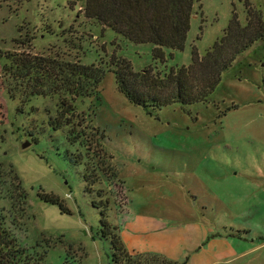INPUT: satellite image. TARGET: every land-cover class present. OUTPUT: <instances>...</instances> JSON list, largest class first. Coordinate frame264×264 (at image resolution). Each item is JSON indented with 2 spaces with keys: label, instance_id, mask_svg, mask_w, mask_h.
I'll list each match as a JSON object with an SVG mask.
<instances>
[{
  "label": "rangeland",
  "instance_id": "rangeland-1",
  "mask_svg": "<svg viewBox=\"0 0 264 264\" xmlns=\"http://www.w3.org/2000/svg\"><path fill=\"white\" fill-rule=\"evenodd\" d=\"M85 2L0 0V217L10 236L42 264H112V233L130 252L182 264H264V33L203 101L133 102L115 64L189 65L194 46L203 57L235 16L264 24V0H196L186 47L165 64L153 43L87 18ZM16 49L102 65L99 96L74 101L70 124L58 96H11L2 75Z\"/></svg>",
  "mask_w": 264,
  "mask_h": 264
},
{
  "label": "trees",
  "instance_id": "trees-1",
  "mask_svg": "<svg viewBox=\"0 0 264 264\" xmlns=\"http://www.w3.org/2000/svg\"><path fill=\"white\" fill-rule=\"evenodd\" d=\"M195 1L86 0L83 9L87 18L113 29L133 42L153 43L155 61L165 64L173 51L184 50L186 47ZM249 10L250 13L254 12L251 6ZM263 33L264 24L255 14L244 26L235 16L227 33L203 57L199 56L194 46L193 60L189 65L170 68L167 65L162 68L150 65L145 70L138 71L126 60L117 63L112 61V64L115 62L118 67L116 72L120 90L133 102L161 106L173 101H203L220 82L222 72L231 65L236 52L262 37ZM25 40L27 39L17 38L16 43L21 47ZM6 58L8 62L1 75L10 95L19 96L24 102L34 96H58V112L65 120L63 122L60 118V122L66 124L71 123L68 120L76 111L74 101L85 96H99L100 83L106 73L102 65L85 64L81 56L70 52L63 55L58 50L45 54L16 49L9 52ZM73 129L74 127L72 131ZM9 174L19 180L18 175L13 176V171ZM2 175L4 176V172L0 174ZM18 183L20 187L21 182ZM45 196L48 202L60 204L68 210L58 196ZM5 224V216L1 215L0 264H42V256L37 252L32 254L28 247L15 242L16 238L10 236V232H14L5 227ZM110 233L112 231L107 230L103 235ZM111 241L112 264H182L158 253L130 252L117 233H112Z\"/></svg>",
  "mask_w": 264,
  "mask_h": 264
},
{
  "label": "water",
  "instance_id": "water-1",
  "mask_svg": "<svg viewBox=\"0 0 264 264\" xmlns=\"http://www.w3.org/2000/svg\"><path fill=\"white\" fill-rule=\"evenodd\" d=\"M31 142L29 140H25L23 143H22V146L25 148L27 147L28 145H30Z\"/></svg>",
  "mask_w": 264,
  "mask_h": 264
},
{
  "label": "crops",
  "instance_id": "crops-1",
  "mask_svg": "<svg viewBox=\"0 0 264 264\" xmlns=\"http://www.w3.org/2000/svg\"><path fill=\"white\" fill-rule=\"evenodd\" d=\"M136 252H140V251L138 250V251H136Z\"/></svg>",
  "mask_w": 264,
  "mask_h": 264
}]
</instances>
